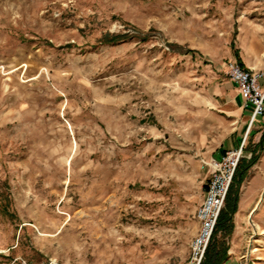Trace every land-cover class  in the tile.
I'll use <instances>...</instances> for the list:
<instances>
[{"label": "rangeland", "instance_id": "rangeland-1", "mask_svg": "<svg viewBox=\"0 0 264 264\" xmlns=\"http://www.w3.org/2000/svg\"><path fill=\"white\" fill-rule=\"evenodd\" d=\"M238 61L264 89V0H0V264H191L210 165L243 142L212 242L264 264Z\"/></svg>", "mask_w": 264, "mask_h": 264}, {"label": "built area", "instance_id": "built-area-1", "mask_svg": "<svg viewBox=\"0 0 264 264\" xmlns=\"http://www.w3.org/2000/svg\"><path fill=\"white\" fill-rule=\"evenodd\" d=\"M229 74L231 79L238 84L240 93L245 100V106L253 109L250 129L253 123L264 115V89L259 82L263 75L233 62L229 64ZM244 145L243 142L239 147L227 150L223 155L214 159L210 165L212 169L211 177L205 187L204 198L196 211L201 226L192 241L193 254L191 262L195 264L202 262L207 247L212 241L236 170L244 156Z\"/></svg>", "mask_w": 264, "mask_h": 264}, {"label": "trees", "instance_id": "trees-1", "mask_svg": "<svg viewBox=\"0 0 264 264\" xmlns=\"http://www.w3.org/2000/svg\"><path fill=\"white\" fill-rule=\"evenodd\" d=\"M238 64L244 67L241 61H238ZM257 159H258V155L253 154L250 160L247 161V164L243 167H242L243 165L242 163L245 160H243L242 162L240 161L239 166L234 176V180L230 186V189H229V192L226 198V205L229 206V209L226 210V207H225V209L221 211L213 237L214 235H216L219 229L226 231L231 228V221H232V216H233L232 214L236 211L237 201H238L237 194L234 197H231L233 184L236 179H239L240 182L243 180L246 170L250 168V166H252L256 162ZM226 252H227L226 250L217 249L216 245H214V242L211 241L209 246L207 247L205 257L200 264H221L222 261L227 257Z\"/></svg>", "mask_w": 264, "mask_h": 264}, {"label": "crops", "instance_id": "crops-1", "mask_svg": "<svg viewBox=\"0 0 264 264\" xmlns=\"http://www.w3.org/2000/svg\"><path fill=\"white\" fill-rule=\"evenodd\" d=\"M238 63V62H237ZM234 81V80H233ZM235 82V81H234ZM236 83V82H235ZM237 84V83H236ZM238 85V84H237ZM239 96L241 97V99H243V97H242V95H241V93H240V91H239ZM242 108H243V106H242ZM256 125H257V129H259V132H257V135H256V137H255V143H256V145L255 146H257V148L258 147H260L261 145H262V136L264 135V115L262 116V117H260L257 121H256ZM259 167L261 168L262 167V170H260L259 171V173H264V168H263V166L261 165L262 163H264V152H263V154H261V156H260V159H259ZM211 177V176H210ZM210 177H209V179H210ZM208 179V180H209Z\"/></svg>", "mask_w": 264, "mask_h": 264}, {"label": "bare ground", "instance_id": "bare-ground-1", "mask_svg": "<svg viewBox=\"0 0 264 264\" xmlns=\"http://www.w3.org/2000/svg\"><path fill=\"white\" fill-rule=\"evenodd\" d=\"M191 264H195V263L191 262Z\"/></svg>", "mask_w": 264, "mask_h": 264}]
</instances>
